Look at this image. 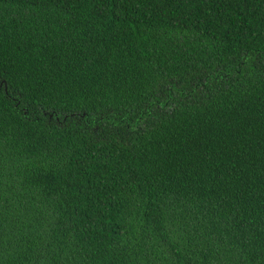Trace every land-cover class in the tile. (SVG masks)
Wrapping results in <instances>:
<instances>
[{"label": "trees", "instance_id": "1", "mask_svg": "<svg viewBox=\"0 0 264 264\" xmlns=\"http://www.w3.org/2000/svg\"><path fill=\"white\" fill-rule=\"evenodd\" d=\"M0 264H264V0H0Z\"/></svg>", "mask_w": 264, "mask_h": 264}]
</instances>
